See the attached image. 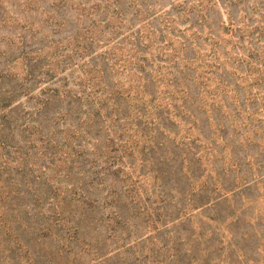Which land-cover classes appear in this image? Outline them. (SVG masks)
I'll return each instance as SVG.
<instances>
[{"label":"rangeland","instance_id":"1","mask_svg":"<svg viewBox=\"0 0 264 264\" xmlns=\"http://www.w3.org/2000/svg\"><path fill=\"white\" fill-rule=\"evenodd\" d=\"M94 1L101 3L91 8ZM261 1L246 0L230 10L218 0L209 12L211 21L191 27L192 21L199 23L196 12L185 11L179 18L173 15L176 30L174 35H165L160 21L173 13L174 6H190V0H119L123 15H111L113 0L108 8L101 0H0V67L8 65L7 87L13 91L8 92V111L0 114V264H186L188 260L190 264H264V82L259 80L264 69L252 66L246 70V61L239 60H246L248 50L262 47L247 35L239 44L238 34L232 38L223 28L228 12L239 19L244 10ZM79 3L86 5L82 12ZM134 10L142 22L132 17ZM211 22L216 31L209 37L206 26ZM131 23L133 31L142 23L143 31L151 34L153 29V44L147 48L139 44L146 59L144 76L154 79L157 100L168 104L171 118L162 133L164 143L153 150V155L159 166L172 161L169 168L179 170L177 180L184 194L180 198L172 191L162 197L163 190L150 173L156 163L152 167L145 163V175L138 174L142 155L139 143L132 155L123 158L117 177L116 192L121 197L117 207L127 217L119 224L121 231L113 233L108 225L116 202L113 196L104 198L107 188L99 185L88 189L92 198L97 197L91 207L74 196V192L79 193L73 189L74 183L92 178L84 155L90 156L91 144L80 137L84 140L79 148L76 145L81 140L65 138L67 122L84 118V104H70L66 116L53 111L66 112L67 100L60 97L49 101L43 129L38 125L42 117L37 118L36 109L45 102L46 91L62 83L71 95L91 91L87 72L93 64L105 69L114 89L136 83L135 67L126 63L123 70L122 66L124 58L132 59L134 53L129 49L135 35L123 39L130 34ZM184 28L190 29L177 30ZM195 30L197 37L192 35ZM85 44H90L92 53L81 48ZM172 48L180 51L174 68L166 60V52ZM28 49L33 53L28 54ZM193 53L198 54L200 65L186 67L181 59L191 58ZM34 56L43 69L54 67L52 80L51 74L43 73L34 80L26 78L27 59L32 62ZM182 68L190 77L201 74L200 79L186 77V103L196 120L183 117L178 107L180 98L173 107V96L163 93L171 75L180 79L178 70ZM220 77L229 81L228 86L221 82L212 109L206 105L199 110L196 105L212 99L210 89ZM29 87L32 92L25 95ZM233 87L238 90L239 101ZM218 99H224L227 107ZM239 103L244 110L236 116ZM252 111L254 117L250 116ZM222 125L226 131L221 130ZM184 131L196 138V143H182ZM107 133L108 128L102 127L98 135ZM172 185L173 180H169V188ZM80 213L89 218L77 223ZM76 224L80 227L77 233L72 228ZM172 239L180 242L173 243Z\"/></svg>","mask_w":264,"mask_h":264},{"label":"trees","instance_id":"2","mask_svg":"<svg viewBox=\"0 0 264 264\" xmlns=\"http://www.w3.org/2000/svg\"><path fill=\"white\" fill-rule=\"evenodd\" d=\"M104 1V7L108 8L110 0H101ZM218 0H207L204 3V0H190L188 4L180 5L179 8L173 7L171 14H167L166 17L163 18L160 23L162 24L161 29L166 32L165 35H174V31L176 30L177 21L174 17H180L182 14L186 13L190 14L192 12H196L198 14L199 23L197 21H192L191 26L193 25H200L203 24V22L211 19L209 18V12L211 11L212 7L216 5ZM223 1V5L227 6L230 10L233 9V5L240 4L246 0H221ZM226 1L227 3L225 4ZM95 3H92L90 6L91 8L100 5L101 2L94 1ZM264 1H261L258 5L257 3L252 5L250 9L246 12L244 10V15L237 19V15L227 13V23L225 27H223L228 33H231L232 38L236 34L237 41L239 44L242 43V40L244 39V35H247L249 40H256L261 44L262 49H252L248 50L246 53V60L239 58L240 61L244 62L246 61V70H249V68L257 67L264 69ZM82 4V3H81ZM79 3L78 6L81 7V12L84 10L85 6H81ZM113 8L111 9V15L122 14V9L119 5V0H113ZM189 8L188 10L186 8ZM256 13V15H255ZM186 14V15H187ZM123 15V14H122ZM175 15L174 17H172ZM120 16V15H119ZM132 17H138L142 22V20L139 17V13L137 10H134ZM247 18V22L245 23L244 19ZM63 20V19H62ZM191 20V19H190ZM124 22V21H122ZM242 22L243 24L240 25L239 23ZM62 23V22H61ZM57 24V23H56ZM106 25L109 27V19L106 22ZM144 23H142V27H140L133 31L132 23L129 25L128 28H131L130 34L123 37V39H126L129 36L135 35V43L133 44V47L129 49V52L131 54V51L134 49L133 55H130V58L128 57L124 58L123 61V70L125 68L126 63H129L135 67L134 72L137 74V79H135L133 82L137 81L136 83H131L130 86H127L125 88L120 89H114L112 85H110L105 77V69L102 67H97L98 65H92L90 71L87 73L90 75L88 78V85L92 88L91 91L88 93H85V90H81V95L85 96L84 98L82 96H76L71 95L69 92L70 90H66V84L62 83L60 86H57L51 90H47L45 97V102H42V107H39L36 109L37 112V118L42 117L40 121H38V125L41 129H43V121L42 119L47 118V113L49 111V108L46 107L49 101L58 100V98L63 97L65 100H67L68 109L66 112L62 109L59 112L53 111V114H60L66 113L69 115V111L71 109L70 104L78 103L77 106H81L84 104V118H79L76 120L75 123L68 121L67 126L68 130L66 133V141H70L71 138L75 137L78 138L81 141H78L77 147L81 148V142L85 138V144H91L92 151L89 153L90 156H86V163L89 165L90 174L92 176L89 177L91 180L82 181L81 183H78L77 185L74 183V190H79V193L77 194L74 192V196L79 197L78 200H82L81 204L86 205L87 207H91L96 200L97 197L92 198L91 192L89 195L90 188L98 187L99 185L103 186L104 188H107V194L104 196L105 199H108V196H113L114 201L116 202V205L113 207L115 210L113 211V217L110 224V227L108 225V231L116 233L120 232L121 228L119 224L122 220H125L127 215L124 213L121 207H117V203L120 201V195L118 192H116L117 183L119 173L122 171L123 166V158L129 157L132 155V150H135L139 143L141 144V158H140V170L138 172L139 175H145V172L143 171V167H145V163L148 164V166L152 167L156 163V167L154 170H150L152 180L154 183H158V186L162 191V197H166L172 192L175 191L180 198L184 194V187L179 183V180H177L178 175V169L170 170L169 165H172V161L164 162L159 166V163L155 160L153 153L155 150H158L164 143L163 135L167 130V120H170L169 116V108L168 104H163V100L160 101L157 100L156 95V89L154 87V79L150 77V79L146 78L144 76L145 71L147 70L146 67V59L140 53V46L139 44H142V48H147L148 46H151L153 44L152 40V32H145L143 30H146L144 28ZM113 28V27H112ZM152 28V27H150ZM149 28V29H150ZM190 28H184V29H177L181 32H184L185 30ZM207 32L209 34V37L213 36V33L216 31L215 25H212V22L209 23V25L206 26ZM115 30V29H113ZM198 30H195L192 32V35L195 37L198 36V33H196ZM87 32V31H85ZM114 32V31H113ZM208 37V36H207ZM136 40L139 41L138 45L136 43ZM143 40L146 43H142ZM170 43V42H169ZM144 44V45H143ZM171 45V44H169ZM183 47L186 48V44L183 45ZM82 49L86 50L89 53H92L90 51V44H85L81 46ZM28 54L31 52L33 53V50L28 49ZM180 51L177 49H171L170 52H166V60L171 64V66L174 68L175 65L178 63L177 60V54ZM91 59H94L93 57H90ZM142 58V59H141ZM110 59H113L111 57ZM26 63V78L28 79V76L30 77V80H34L38 74H51L50 80L53 78L51 77L53 73L54 67H47V69H43L44 67L39 65V58L37 59L36 56L33 57V61L31 62L29 58L27 59ZM184 60L187 64L186 67L189 66V68L192 66L193 63L200 65V58L198 54L193 53V57L191 58H185L181 59ZM8 61V60H7ZM120 61V60H119ZM189 62V63H188ZM260 66H259V65ZM8 66V65H7ZM0 67V114L1 112L8 111V92H12V89L10 91L8 90V80L6 79L8 77V67ZM217 66V65H216ZM196 67H192L194 70ZM192 71V70H190ZM86 73V74H87ZM178 73H180V82H178V78L174 75H171L170 79L166 82V87L164 90V95H171L173 98L171 99V103L173 107L178 105V101L175 102V99L180 98L179 103V109L180 112L183 114V117H194L196 116L194 113V110L192 108H189V106L186 103L187 94H188V85L186 82V77H189V79L193 80L195 78L200 79L201 74L198 75H191L188 76V73L182 69L178 70ZM203 73V72H202ZM161 74V73H160ZM223 74V73H222ZM160 78V75H159ZM228 80V79H227ZM262 82H264V72L261 74L260 79ZM201 82V81H200ZM218 82L216 85H212V89H210L209 96L212 98L210 101H206L204 105H196L197 108L200 110L202 107L208 105L209 109H212L213 103L215 101V98H217L220 94V86L221 82L228 86L229 81L226 83V79L218 78ZM255 83L257 84L258 81L255 80ZM6 84V86L4 85ZM205 86H207V83H202ZM210 86V85H209ZM61 90H59V88ZM95 88V89H94ZM101 90V91H100ZM209 91V89H207ZM61 91V92H60ZM232 91L235 92L236 100L239 101L238 97V90L237 88L233 87ZM25 95H28L32 92L30 87L25 91ZM10 94V93H9ZM75 98V99H73ZM236 101V103H237ZM218 102H221L222 106L227 107L226 101L224 99H218ZM235 103V104H236ZM220 105H218L219 107ZM244 108L242 107V104L239 103V109L235 111V115L238 116L239 112H243ZM251 110V107L250 109ZM257 109H255V112ZM254 111L251 112L250 116L255 114ZM71 113V112H70ZM240 114V113H239ZM67 116V115H66ZM175 116H179V114H175ZM254 117V116H252ZM195 120L198 117H194ZM82 119V120H81ZM247 120L249 118L247 117ZM80 121V122H79ZM195 122V121H194ZM218 124V123H216ZM243 124V122H242ZM249 123H247L248 125ZM149 126V127H148ZM192 126V125H191ZM102 127L108 128V133L105 134L104 137H100L99 129ZM219 127V126H218ZM221 130L226 131V128L224 125L220 126ZM161 132V133H160ZM223 138L224 135H221ZM182 143L190 144V143H196L197 139L192 138L189 132L184 131L181 137ZM253 142H256L252 140ZM117 142V143H115ZM149 144L148 148L147 145ZM74 150V147L70 149V152H67L68 155L71 153V151ZM154 150V152H153ZM183 151V147L181 149ZM188 149H184V151H187ZM126 151L128 153H126ZM149 156L148 159H146V156ZM52 156H55V153H52ZM186 160H188L187 156H184ZM148 160V162H147ZM163 160V159H162ZM78 164H82V162H78ZM73 165V162H72ZM116 166V167H114ZM81 174H84V169H80ZM71 172V168L69 170ZM126 180V178H124ZM169 180H173V185L169 188ZM131 188L134 190L133 184H130ZM129 191L132 194V190L129 189ZM137 194V192H133ZM130 195V194H129ZM87 210V209H86ZM85 210V211H86ZM85 215H81V213L78 216V222L80 223L81 220L86 221ZM95 218V217H94ZM93 218V220H95ZM89 220V219H87ZM100 218L97 220L99 221ZM158 220V219H156ZM75 232L79 231L80 227L79 225H74L72 227ZM173 243L180 242L179 239H172ZM190 260L187 261L186 264L189 263Z\"/></svg>","mask_w":264,"mask_h":264}]
</instances>
